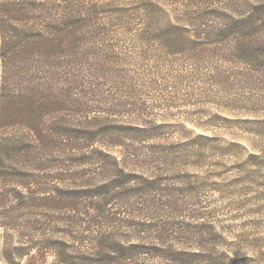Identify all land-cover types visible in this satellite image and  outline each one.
Here are the masks:
<instances>
[{
    "label": "trees",
    "instance_id": "1",
    "mask_svg": "<svg viewBox=\"0 0 264 264\" xmlns=\"http://www.w3.org/2000/svg\"><path fill=\"white\" fill-rule=\"evenodd\" d=\"M174 3L177 18L169 10ZM246 3L242 13L238 0H0V254L5 264H20L16 257L29 258L28 264L40 257H53L54 264H147L149 259L154 264H264L257 241L249 246L245 232L239 237L246 254L224 250L206 188L197 187L205 181L178 185L180 178L161 169L185 159L194 166L210 161L214 141H152L159 127L93 130L135 104L125 101L137 94L134 85L129 87L135 75L127 68L154 60L151 50L125 51L134 32L146 44H157L158 58L193 65L223 62L232 70L212 72L215 85L264 95V1ZM192 26L199 36L195 42L207 39L210 45L184 44ZM106 147L119 149L121 157ZM230 149L219 156H231L226 155ZM127 166L133 170L127 173ZM96 176L103 181L94 182ZM21 235L29 242L12 248ZM120 236L136 242L119 241Z\"/></svg>",
    "mask_w": 264,
    "mask_h": 264
},
{
    "label": "rangeland",
    "instance_id": "2",
    "mask_svg": "<svg viewBox=\"0 0 264 264\" xmlns=\"http://www.w3.org/2000/svg\"><path fill=\"white\" fill-rule=\"evenodd\" d=\"M238 1L243 4L241 12L245 13L244 10L248 9L247 0ZM251 1L261 3V0H249V3ZM169 7L170 14L177 18L179 6L174 3ZM236 16L238 15L235 14ZM220 23L224 25L226 21L220 20ZM190 29L191 39L184 44L192 47L211 43L207 39L202 40L206 36L200 38L202 41L195 42L199 37L196 33L197 27L192 26ZM134 33L128 35L132 36V41L123 45L125 51L136 52L135 48L151 50L154 60L144 59L127 68L128 72L131 71L135 75L132 76L135 77L133 81L128 83L130 88L134 85L137 94L134 99L125 101L135 104L125 108L124 114L109 118L107 124L98 128L95 126L93 130L110 128L144 130L159 127L151 133L154 136L152 141L170 145L183 144L185 141H214L209 146V155L213 158L209 159L210 161H203L200 162V166H194L188 164L185 159L175 166H164L161 169L170 170L171 175L180 178L178 185L182 183L185 186H189V183L197 185L205 181L207 185L197 187L199 191L206 188L205 194L211 208L210 217L216 219L218 230L224 235L222 240L224 250L235 255L246 254L247 250L240 245L244 238L239 237L245 232L248 245L251 246V241L256 240L257 252L264 255V95L247 88L241 91L240 87L233 84L227 85V88L218 87L211 81L210 74L219 71L229 73L232 69L225 63L218 64L215 61L193 65L187 60L180 62L178 59L165 56L158 58L161 53L156 51L159 50L157 44H146L147 42L138 37L140 32ZM124 91V95L127 94L126 90ZM260 100L263 104L259 102ZM119 138L102 137L100 141H116ZM227 146H231L232 153L226 151V155L231 156L220 157L219 153ZM96 148L102 150L98 146ZM105 149H111L114 156L121 157L119 149L109 147ZM183 150L184 148H180V152L184 153ZM216 154L217 157L214 156ZM252 155H255L256 159L249 158ZM111 161L114 163L112 159ZM127 167V173L133 170L132 166ZM137 170L138 173L146 172L142 168H136L135 171ZM188 173H195L198 178ZM98 180L103 181L101 177L96 176L94 182ZM10 234L18 235L17 231ZM21 238L22 235L11 242L12 248L25 241ZM120 240L136 242L134 238L124 236H120ZM66 244L72 251L74 245L69 239ZM3 246L4 242L1 239L0 253ZM16 262L28 264L29 258L22 260L16 257ZM36 263L54 264L55 259L48 257L43 260L40 257ZM146 263L154 264V261L149 259ZM0 264H5L1 254Z\"/></svg>",
    "mask_w": 264,
    "mask_h": 264
}]
</instances>
